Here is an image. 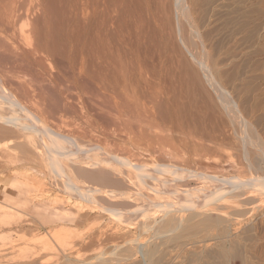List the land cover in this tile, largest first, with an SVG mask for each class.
Returning <instances> with one entry per match:
<instances>
[{
  "label": "bare ground",
  "instance_id": "6f19581e",
  "mask_svg": "<svg viewBox=\"0 0 264 264\" xmlns=\"http://www.w3.org/2000/svg\"><path fill=\"white\" fill-rule=\"evenodd\" d=\"M8 232L26 261L264 264V0H0Z\"/></svg>",
  "mask_w": 264,
  "mask_h": 264
},
{
  "label": "rangeland",
  "instance_id": "374dc122",
  "mask_svg": "<svg viewBox=\"0 0 264 264\" xmlns=\"http://www.w3.org/2000/svg\"><path fill=\"white\" fill-rule=\"evenodd\" d=\"M9 234V232L8 233H5L4 235L3 234H1L0 235V262L2 263V264H29L28 262H30V264H38V263H41V264H45V261H46V264H52V262H54L55 264H71L69 261H68V263H65V262H67L66 261V259L64 258V255L62 256V254H59V258L58 257H56L57 256V254H49V255H44V256H42V255H40L39 257H37V258H35V259H33V260H31V261H26V259L27 258H25V257H23V253H19L18 254V252L20 251V252H22V248H25V246L26 247H34V244L36 245L35 247H40V243L38 242H36V241H31L30 239H24V241H23V239H22V241L20 240H18L19 239V237L17 238V235L15 236V233L14 232H11V236H9L8 235ZM5 235H7L6 237H3V236H5ZM16 238H15V237ZM4 238V239H3ZM3 240V241H2ZM14 240V241H13ZM18 240V241H17ZM26 240V241H25ZM29 242H28V241ZM7 241V242H6ZM10 241H11V243H10ZM15 242V243H13V242ZM6 242V243H5ZM22 242V243H26L25 245L24 244H20V243ZM32 242V243H31ZM34 242H36V243H34ZM5 243V244H4ZM12 245V247H14L15 248V246H16V248H18V249H15L14 250V248L12 249V247H11V245ZM29 243V244H28ZM15 246H14V245ZM19 244V245H18ZM39 244V245H38ZM29 245V246H28ZM20 246H23V247H20ZM42 246V245H41ZM19 250V251H18ZM24 250V249H23ZM19 256H22V257H19ZM50 256H52V257H50ZM4 257H5V260H4ZM19 258H22V259H24L25 261L23 262V260L22 259H20L19 260ZM61 258V259H60ZM78 260H79V258H82V257H76ZM45 259H47L48 260V263H47V260H45ZM62 259H64V260H62ZM5 262H3V261ZM22 260V261H21ZM34 260H35V262H34ZM56 260H57V262H56ZM82 260H83V258H82ZM14 261V262H13ZM65 261V262H64ZM80 261V260H79ZM7 262H9V263H7ZM18 262H20V263H18ZM37 262V263H36ZM63 262V263H62ZM73 262V261H72ZM0 263V264H1Z\"/></svg>",
  "mask_w": 264,
  "mask_h": 264
}]
</instances>
